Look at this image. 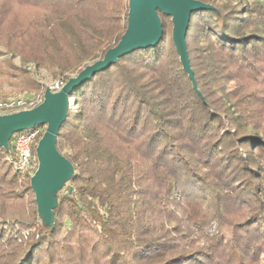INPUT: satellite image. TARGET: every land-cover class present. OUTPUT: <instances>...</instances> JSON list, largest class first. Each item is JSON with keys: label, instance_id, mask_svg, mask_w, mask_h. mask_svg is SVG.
Here are the masks:
<instances>
[{"label": "trees", "instance_id": "1", "mask_svg": "<svg viewBox=\"0 0 264 264\" xmlns=\"http://www.w3.org/2000/svg\"><path fill=\"white\" fill-rule=\"evenodd\" d=\"M202 1L214 8L193 12L186 36L201 95L183 70L171 17L160 11L164 34L155 46L123 55L72 90L56 145L75 173L52 228L38 217L31 175L9 160L21 132L9 151L0 147V264H264V0ZM48 12L56 35L40 36L42 58L10 48L23 62L47 59L66 83L119 43L129 0L123 19L110 8L102 21L86 22L85 38ZM65 45L70 59L60 56ZM29 75L1 62L0 78L14 89L0 100L24 89L43 97ZM229 203L249 213L231 228L234 248L221 262L214 245L224 236L200 244L194 228L223 220Z\"/></svg>", "mask_w": 264, "mask_h": 264}, {"label": "water", "instance_id": "2", "mask_svg": "<svg viewBox=\"0 0 264 264\" xmlns=\"http://www.w3.org/2000/svg\"><path fill=\"white\" fill-rule=\"evenodd\" d=\"M202 0H129L128 24L119 43L108 49L103 58L87 64L79 73L71 76L57 91L46 88L43 101L31 108L0 115V147L10 150V141L15 133L45 125V131L36 145L38 167L31 176L30 184L35 193L38 217L43 228H52L55 223V208L59 194L71 181L75 168L57 148V137L70 107L72 90L96 72L118 62L123 55L138 49L155 46L163 37V21L159 13L170 16L173 23L172 37L183 70L197 87L191 68L186 36L191 14L198 10L213 9ZM72 192V188H70Z\"/></svg>", "mask_w": 264, "mask_h": 264}, {"label": "rangeland", "instance_id": "3", "mask_svg": "<svg viewBox=\"0 0 264 264\" xmlns=\"http://www.w3.org/2000/svg\"><path fill=\"white\" fill-rule=\"evenodd\" d=\"M75 2L78 1L76 0ZM80 2H82V0ZM126 3L127 0H99V2L79 3L82 7L76 8L73 7V4H70V2H64L57 3L55 7L47 8V5H40L39 2H35L34 0H0V64L1 62L6 61L7 65L11 68L17 65L22 66L30 72L32 77L29 76L31 78H34L40 83L44 92L46 88H50L52 91H57L65 83L59 75L54 74L46 64L42 63L46 62L47 59H44L46 61L43 60L38 66L29 60L23 62L20 54L16 55L15 53V55H13L10 46L19 45L20 48H22V55L26 58H29L28 56L31 54L41 57V54H43V47L40 36L44 34L49 37L52 34L49 32L46 22L51 16L48 11L53 12L57 16H61L63 21L69 22L75 28L77 34L82 38H85L87 36L85 31L86 28L84 26L86 25V22L96 24L102 21L105 10L110 8H115L117 10L115 15H118L123 19L126 11ZM61 34L64 35V32L61 31ZM64 49L65 52L60 56L63 57L65 56L64 54L67 53L69 59L72 58V48L65 45ZM93 62L91 61L87 64ZM76 74L77 73H74L71 76ZM10 82V79L0 78V98L1 92L14 89L11 87L12 84ZM17 87L20 88L19 86ZM12 95H14V98L40 97L41 100L37 105H39L44 99V95L42 97L40 92L32 91L30 89H24L23 91ZM42 128L43 127L39 128V133L42 132ZM13 141L14 139H12V144ZM248 213L249 209L246 204L229 203L227 211H225L223 214L224 216H222L223 220H215L195 227L194 231L196 233L194 232V235L200 238V244H206L205 242L211 244L215 242L216 239H222L221 236H224L223 244L219 242L214 245L215 251L221 255L219 260L223 262L225 257L227 258V252L234 248L233 244L230 243V239H232L235 234L232 232L231 228L238 222L244 221ZM240 233H242L243 238L239 240V242L241 241L245 244L248 233H245L244 228L238 230L237 234ZM206 238L209 239L206 241Z\"/></svg>", "mask_w": 264, "mask_h": 264}, {"label": "built area", "instance_id": "4", "mask_svg": "<svg viewBox=\"0 0 264 264\" xmlns=\"http://www.w3.org/2000/svg\"><path fill=\"white\" fill-rule=\"evenodd\" d=\"M40 97H15L0 100V115L10 114L19 110L31 109L39 103ZM39 128L28 129L14 137L13 153L9 157L13 167L21 175H33L38 167L37 155L34 147L38 142Z\"/></svg>", "mask_w": 264, "mask_h": 264}]
</instances>
